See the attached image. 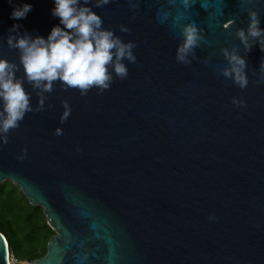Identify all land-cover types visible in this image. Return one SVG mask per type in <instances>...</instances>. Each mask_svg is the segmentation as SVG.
<instances>
[{
	"label": "water",
	"instance_id": "obj_1",
	"mask_svg": "<svg viewBox=\"0 0 264 264\" xmlns=\"http://www.w3.org/2000/svg\"><path fill=\"white\" fill-rule=\"evenodd\" d=\"M25 3L26 18L11 19ZM94 3L83 6L102 28L136 45V62L123 61L128 76L109 66V89L86 96L54 82L44 110L26 113L0 142V185L40 208L53 233L31 264H264V51L246 53L235 35L249 23L243 7L264 30V0ZM54 8V0H0V59L19 67L17 77L25 74L9 29L47 39L64 27ZM188 23L205 39L185 65L176 53ZM233 47L246 60L244 89L221 75L229 66L221 50ZM24 88L35 109L36 91L26 80ZM65 101L72 111L61 124ZM7 254L0 232V264Z\"/></svg>",
	"mask_w": 264,
	"mask_h": 264
},
{
	"label": "clouds",
	"instance_id": "obj_2",
	"mask_svg": "<svg viewBox=\"0 0 264 264\" xmlns=\"http://www.w3.org/2000/svg\"><path fill=\"white\" fill-rule=\"evenodd\" d=\"M11 2V0H9ZM241 5H249L253 0H240ZM55 8L52 15L60 19L64 27L52 28L47 39L33 37L27 32L21 34L20 25H13L9 29L7 45L10 49H17L20 53V64L23 67L24 77H17L19 67L5 59H0V142L8 143L10 130L17 129L25 118L26 113L44 110L48 97L45 93L54 91V82H61L67 89H78L81 96H86L92 88L98 89V94L109 89L113 76L123 80L128 76V69L123 63L136 62L133 54L135 43H124L115 36L113 31L102 28L103 21L88 5L90 0H54ZM110 0H95L93 7L100 8L108 5ZM185 7L190 5V0H183ZM136 5H133L135 8ZM32 10L31 4H23L14 8L11 19L26 18ZM249 17L247 29H236L235 35L243 45L246 53L254 45H259L264 51V30H261L259 14L251 8L243 7ZM235 24L234 20L225 23L227 29ZM120 31L129 29L121 26ZM195 23H188L182 29V43L177 48L176 60L178 63L188 65L189 57L195 58V49L200 47L205 37ZM14 33L15 35H11ZM228 67L224 68L221 75L232 80L239 88L247 87L248 80L245 69V58L241 57L236 47L231 52L224 48L221 50ZM264 68V63L261 64ZM27 81L39 97L38 106L33 109L31 95L26 92L24 82ZM234 104L243 105V101L233 100ZM64 112L60 117L61 124L65 123L71 114V108L63 102ZM55 135L63 134L61 128L55 130ZM26 153V150H25ZM20 157L19 159H23Z\"/></svg>",
	"mask_w": 264,
	"mask_h": 264
},
{
	"label": "trees",
	"instance_id": "obj_3",
	"mask_svg": "<svg viewBox=\"0 0 264 264\" xmlns=\"http://www.w3.org/2000/svg\"><path fill=\"white\" fill-rule=\"evenodd\" d=\"M17 191L18 189L10 183H7L6 185H0V232L7 242L9 256L10 253L18 256L22 251V242L17 237L15 228L12 224L13 216L10 214L11 210L9 209L7 204L11 203V197H13L14 194H17ZM22 207V210H24V212L26 211L24 213V220L26 221L29 228V230L25 233L26 241L31 244L30 251H33V244L37 241L36 236L38 237L40 232H43L44 238H48V240L53 233L46 225L40 208L30 206L25 199ZM39 222L41 224H39Z\"/></svg>",
	"mask_w": 264,
	"mask_h": 264
},
{
	"label": "rangeland",
	"instance_id": "obj_4",
	"mask_svg": "<svg viewBox=\"0 0 264 264\" xmlns=\"http://www.w3.org/2000/svg\"><path fill=\"white\" fill-rule=\"evenodd\" d=\"M7 183L3 184L6 185ZM17 194H14L11 200V203H7L9 209L11 210L10 214L13 216V226L15 228L17 237L22 242V251L18 256L10 253L9 260L10 264H31L34 259H39L44 256L46 249V242L48 238H44V233L40 232L38 235L37 241L34 242V250L30 251V245L26 241L25 233L29 230L26 221L24 220V210H22V204H24V197L17 191ZM23 200V201H21ZM21 201V202H20ZM39 224H41L39 222Z\"/></svg>",
	"mask_w": 264,
	"mask_h": 264
},
{
	"label": "bare ground",
	"instance_id": "obj_5",
	"mask_svg": "<svg viewBox=\"0 0 264 264\" xmlns=\"http://www.w3.org/2000/svg\"><path fill=\"white\" fill-rule=\"evenodd\" d=\"M7 258H8V259H7V260H8V261H7V264H10L9 254H7Z\"/></svg>",
	"mask_w": 264,
	"mask_h": 264
}]
</instances>
